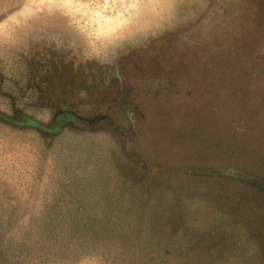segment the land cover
Returning <instances> with one entry per match:
<instances>
[{"label":"trees","instance_id":"1","mask_svg":"<svg viewBox=\"0 0 264 264\" xmlns=\"http://www.w3.org/2000/svg\"><path fill=\"white\" fill-rule=\"evenodd\" d=\"M251 32L246 55L262 51L264 22ZM238 62L215 72L233 83H163L156 98V83H140L138 99L114 102L117 118L68 93L38 103V87L14 83L12 94L38 97L20 104L16 95L1 129L36 136L70 166L55 164L58 191L28 226L26 214L0 215V264H264V84ZM35 108L57 114L43 123ZM102 130L120 143L106 157L92 143Z\"/></svg>","mask_w":264,"mask_h":264},{"label":"flooded vegetation","instance_id":"2","mask_svg":"<svg viewBox=\"0 0 264 264\" xmlns=\"http://www.w3.org/2000/svg\"><path fill=\"white\" fill-rule=\"evenodd\" d=\"M262 1L200 0L194 16L179 26L167 29L161 36L123 44L105 54H87L73 38L31 39L22 47L13 49L8 58L0 59V86L3 85L0 89V114H11V103H14L16 95L17 103L22 104L27 100L31 102L30 99L38 95L40 103L47 94L61 102L64 94L68 93V102L98 105L95 110L102 112L97 117L115 115L117 118L119 115L111 112L115 108L114 102L121 101L124 94L138 99L137 86L140 83H156L153 89L155 98L163 83H191V76L201 77L203 70L208 72L210 83H233L217 77L220 61L239 60L238 71H259V75L264 77V49L262 55L258 56L255 50L246 55V43L243 42L255 33L251 32L252 23L264 22ZM181 8L188 12L185 5ZM263 36L264 32L260 38L264 39ZM14 83L34 85L39 88L38 95L37 92L27 95L23 88L15 91L14 95ZM97 83L104 86H97ZM243 83L252 82L244 80ZM126 86H131L132 91H125ZM146 98L149 96H143L141 100L146 102ZM31 114L45 123L50 122L57 112L35 108ZM87 114L90 110L81 112L84 117ZM0 132L29 139L34 137L32 140L37 147L41 142L32 134H12L9 129L1 127ZM106 134L104 130L95 133L99 139L107 138ZM97 141L96 137L92 138V143ZM111 141L120 149L116 138Z\"/></svg>","mask_w":264,"mask_h":264},{"label":"rangeland","instance_id":"3","mask_svg":"<svg viewBox=\"0 0 264 264\" xmlns=\"http://www.w3.org/2000/svg\"><path fill=\"white\" fill-rule=\"evenodd\" d=\"M198 3L200 0H0V59L8 58L13 49L39 37L73 38L87 54L110 53L123 44L161 36L167 29L179 26L194 16ZM181 5L186 6L187 13ZM261 39L257 44L263 50ZM200 75L191 76V83H210L207 71ZM252 79L264 84L260 75ZM198 86L193 107L202 102L197 94L203 89ZM106 135L94 144L96 153L104 157L113 146L109 133ZM35 143L0 132V215L26 214V226L33 216L38 218L45 210L46 198L52 199L58 191L55 164L70 166L62 162L63 155L56 162ZM138 146L143 145L134 140L129 148L135 151Z\"/></svg>","mask_w":264,"mask_h":264}]
</instances>
